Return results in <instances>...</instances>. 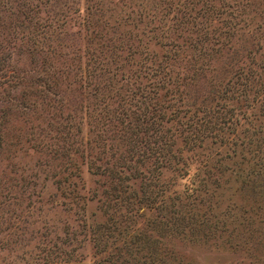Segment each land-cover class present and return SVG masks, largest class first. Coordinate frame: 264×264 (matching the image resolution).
Here are the masks:
<instances>
[{
  "label": "rangeland",
  "instance_id": "obj_1",
  "mask_svg": "<svg viewBox=\"0 0 264 264\" xmlns=\"http://www.w3.org/2000/svg\"><path fill=\"white\" fill-rule=\"evenodd\" d=\"M5 107L0 264H264V0H0ZM206 117L211 137L188 149L186 124ZM169 147L188 176L160 165Z\"/></svg>",
  "mask_w": 264,
  "mask_h": 264
},
{
  "label": "trees",
  "instance_id": "obj_2",
  "mask_svg": "<svg viewBox=\"0 0 264 264\" xmlns=\"http://www.w3.org/2000/svg\"><path fill=\"white\" fill-rule=\"evenodd\" d=\"M246 2V1H245ZM241 7V6H240ZM241 11L243 12V10H242V8H241ZM251 72H253L252 70L249 72H243V71H241L239 74H238V76L240 77V81H238V83L239 84H241V87H248V88H246V90H245V92H243V93H240L241 95H242V97H244V99H246V100H249L250 101V106H251V104L253 103V102H255V101H257L258 99H257V97L255 96V90H252L251 92H249V90H250V87H249V80H250V77H249V75L251 74ZM154 82V85L155 86H159L160 85V83H159V79H156V81H153ZM128 95L130 96V97H133L134 95H133V91H129L128 92ZM138 95H141L143 98H145V97H148V99L146 100V102H144L145 103V105L146 106H148V101H149V99H150V95H148V93L145 91V90H143V91H141V92H139L138 93ZM259 101H261L260 99H259ZM145 105H143V107L142 108H138L139 110H138V112H141L142 114H144L143 112H146V110H144L145 108ZM149 107H151V109H152V111H153V116L151 117V121H152V123H154L155 124V127H154V129L156 130V131H158L159 132V129L157 128V127H159V125H160V120H161V117L163 116V114H164V112L163 111H161V107L159 106V107H157V111L156 112H154V109H153V107L152 106H149ZM260 107V106H259ZM7 110H8V108H3V109H0V125H3V121H2V116H3V114H5V113H7ZM134 110V109H133ZM224 111H226V109L224 110ZM171 112V113H170ZM220 112H222V110L220 111ZM169 114H176V112L175 111H169ZM225 114V113H224ZM145 115V114H144ZM247 115L248 116H250V115H252V112H251V110L250 111H247ZM182 116H184V115H182ZM218 116V115H217ZM246 118H248L247 116H245ZM251 117V116H250ZM163 118H164V116H163ZM227 118H229V116H227L225 119H227ZM149 118H146V119H144L145 121H147ZM143 120V119H142ZM163 120H168V116L165 118V119H163ZM209 120V118L208 117H206V119H204V121L202 120V121H200V123L201 122H203V127L201 128V129H198V131L199 132H197L196 130L193 132L192 130L193 129H195V127H196V123H197V119L195 120V119H191L190 120V122L188 123V124H186V123H184V125L186 124L187 126H188V128H190L191 127V129H188L187 128V130H185V135H182L181 136V141H182V143H183V145H186L187 146V148L188 149H192L194 146H196V147H201V145H200V142H205L206 141V139H208V138H210L211 137V135H210V133H209V130H207L206 128H205V126H206V124H207V121ZM232 121H230L229 123H231ZM184 128V127H183ZM218 128V127H217ZM1 132H2V130H0V137H1ZM0 141H1V138H0ZM153 142V146H150V145H147L146 147H147V149H149V148H152L153 150H157L159 147L160 148H164V146L163 145H159V143H156V140H153L152 141ZM206 143V142H205ZM256 148H254V150H255ZM149 151H150V149H149ZM148 151V152H149ZM148 154V153H147ZM146 153H142L141 155L142 156H144V159L145 158H147V157H149L148 155H147ZM162 161H160L161 163H160V165L162 166V165H164V166H169V165H171V163L173 164V167H171L170 169H172V170H180L181 171V174H185L186 176H188L189 175V169H188V165H184L183 163H184V161H183V159L181 158V157H176V154H173L172 152H171V149H170V147H169V150H168V155H166V156H164L162 159H161ZM163 162V163H162ZM261 163L262 162H254L253 164V166L252 167H257V168H260V165H261ZM122 166H124V165H110V168H102L100 171H94V173H98V174H105V175H110V176H112V177H116V174L118 173V172H121L122 171ZM254 167V168H255ZM257 170H259V169H257ZM193 177H192V175H191V177H189V179H188V186H186V188H185V193H184V195H183V199L185 200V205L187 206V211L189 210V208L190 207H192V208H194V202H195V200H196V195L198 194V190L199 191H201L202 189H203V185L202 186H199V185H195L194 184V182H193V179H192ZM117 179V178H116ZM200 179H198V181H199ZM143 182V181H142ZM148 183H146V182H144V185H140V195H139V197L136 199L135 198V196L136 195H133V197H134V199H136L135 200V202H138V201H140V202H144L146 205L147 204H150L151 202H153L154 201V199H153V197H154V194H152L151 195V193H148V192H150V189L148 188ZM112 187L111 186H109V189H111ZM148 188V189H147ZM141 189H142V191H141ZM147 190H148V192H147ZM144 191V192H143ZM204 191V190H203ZM118 192V191H117ZM122 193V192H121ZM121 193H117L118 195H120ZM148 193V194H147ZM124 197H121V196H119V198L116 196L115 198H118L119 199V201L121 200V199H124V201H126L127 203H128V201L130 200L131 201V197H132V195L130 194V196L129 197H127V195H123ZM134 202L133 201H131V204H133ZM118 205H122V202L120 201V202H118ZM152 205V204H151ZM126 208H127V206H123V209H125L126 210ZM131 211V210H130ZM177 211V210H176ZM131 213V212H130ZM177 218L178 219H181L182 221H183V218H184V215H181V213H180V215L178 216L177 215ZM164 221L162 222L163 223V225H164V230H167V233H168V235L169 236H171V235H173V230H175L176 229V226H177V222L171 217V216H167V215H165L164 216ZM203 220V219H202ZM187 222V221H186ZM191 223V222H190ZM199 223H201V222H199ZM191 225H192V223H191ZM191 225H188V227L192 230L193 229V227H191ZM206 231H209V229H206ZM96 235H94V238H96V239H99L100 237H101V233H99V232H96L95 233ZM202 234H204V233H202ZM155 246V243L153 242V240H152V242L150 241L148 244H147V246H148V251H151V252H154L155 253V251H156V249L153 247V246ZM116 252V251H115ZM115 252H113L112 254H115ZM150 255V254H149ZM112 256V255H111ZM118 255H114L113 257H114V259H118V257H117ZM149 257V256H148ZM164 256H159V255H155V254H153V255H151L148 259H146L145 260V258L144 259H141L140 260V264H171L170 262H167V263H165V261H164V258H163ZM168 257H170V256H168ZM173 257V256H172ZM141 258V257H140ZM118 263H120V264H129L128 262V260H126L125 258L124 259H122V258H120V259H118V260H116ZM139 261V260H138Z\"/></svg>",
  "mask_w": 264,
  "mask_h": 264
}]
</instances>
